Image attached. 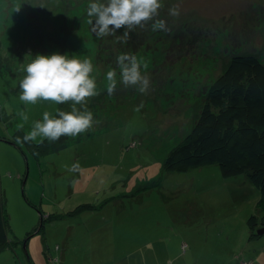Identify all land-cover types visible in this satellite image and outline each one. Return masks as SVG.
Returning <instances> with one entry per match:
<instances>
[{"label": "rangeland", "instance_id": "rangeland-1", "mask_svg": "<svg viewBox=\"0 0 264 264\" xmlns=\"http://www.w3.org/2000/svg\"><path fill=\"white\" fill-rule=\"evenodd\" d=\"M90 2L0 0V188L12 242L0 264H264V235L251 239L247 228L261 216L259 192L245 175L162 167L230 59L252 54L264 65V0H162L168 30L153 32L150 22L126 43L116 38L123 27L96 38ZM173 5L178 17L168 14ZM54 53L92 61L100 94L85 107L99 123L36 156L14 134L60 105L25 104L19 82L37 54ZM120 54L147 65L145 93L119 83Z\"/></svg>", "mask_w": 264, "mask_h": 264}, {"label": "trees", "instance_id": "trees-1", "mask_svg": "<svg viewBox=\"0 0 264 264\" xmlns=\"http://www.w3.org/2000/svg\"><path fill=\"white\" fill-rule=\"evenodd\" d=\"M65 106L60 105L59 110L66 111ZM14 135L23 137L25 133L18 130ZM67 142L62 137L56 143L45 139L25 144L40 156L58 152ZM209 165H217L226 178L245 175L258 190L256 208L261 216L251 215L247 228L251 239L260 237L257 230L264 227V65L255 55L230 59L209 85L190 131L168 152L162 167L167 173H182ZM7 228L0 188V254L12 244Z\"/></svg>", "mask_w": 264, "mask_h": 264}, {"label": "clouds", "instance_id": "clouds-1", "mask_svg": "<svg viewBox=\"0 0 264 264\" xmlns=\"http://www.w3.org/2000/svg\"><path fill=\"white\" fill-rule=\"evenodd\" d=\"M163 7L162 0H92L87 6V16L90 18L88 23L97 39L108 35L116 36L117 30L123 27V35L116 38L126 43L136 27L145 28L150 22L153 32L167 31L165 20L158 18ZM168 14L178 17L179 6L170 7ZM116 64L120 84L126 88L134 87L142 94L147 91L150 81L142 72V68H147L142 60L132 54H120L116 58ZM94 70L90 59L81 61L74 56L70 58L59 53L48 56L37 54L24 68L26 74L19 82V99L25 104L33 105L38 100L52 101L58 105L72 103L70 111L58 109L56 116L45 111L42 120L34 121L31 130L23 137H17L16 142L32 143L41 138L49 143H56L62 137H76L91 131L94 124L99 123L85 107L88 98L100 94L95 78L90 75ZM106 79L107 93L113 95L118 83L117 71H107ZM20 115L24 120L28 119L25 113ZM78 169L77 163L68 170L75 172Z\"/></svg>", "mask_w": 264, "mask_h": 264}, {"label": "water", "instance_id": "water-1", "mask_svg": "<svg viewBox=\"0 0 264 264\" xmlns=\"http://www.w3.org/2000/svg\"><path fill=\"white\" fill-rule=\"evenodd\" d=\"M257 234H258L259 236H263V235H264V227L259 228V229L257 230Z\"/></svg>", "mask_w": 264, "mask_h": 264}]
</instances>
